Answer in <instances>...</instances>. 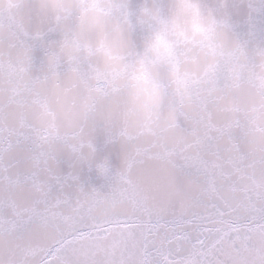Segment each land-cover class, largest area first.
<instances>
[{"label":"snow or ice","instance_id":"obj_1","mask_svg":"<svg viewBox=\"0 0 264 264\" xmlns=\"http://www.w3.org/2000/svg\"><path fill=\"white\" fill-rule=\"evenodd\" d=\"M62 11L0 0V264H264V33L90 45Z\"/></svg>","mask_w":264,"mask_h":264},{"label":"clouds","instance_id":"obj_2","mask_svg":"<svg viewBox=\"0 0 264 264\" xmlns=\"http://www.w3.org/2000/svg\"><path fill=\"white\" fill-rule=\"evenodd\" d=\"M62 17L71 18L70 38L95 45L126 41L135 34L144 41L163 35L170 43L196 40L229 50L237 43V31L221 21L240 23L249 32L264 33V0H49ZM195 6V7H193ZM181 33L183 35H181Z\"/></svg>","mask_w":264,"mask_h":264}]
</instances>
